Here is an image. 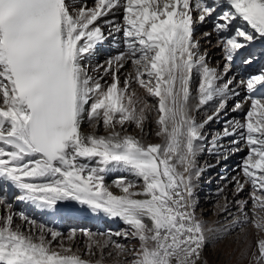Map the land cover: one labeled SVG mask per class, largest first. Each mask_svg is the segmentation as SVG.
Instances as JSON below:
<instances>
[{"label":"snow or ice","instance_id":"6c2138e0","mask_svg":"<svg viewBox=\"0 0 264 264\" xmlns=\"http://www.w3.org/2000/svg\"><path fill=\"white\" fill-rule=\"evenodd\" d=\"M118 12L122 23H99ZM213 19L226 60L222 71L208 64L194 38V25ZM237 21L244 24L235 26ZM109 37L123 50L106 61L104 73L112 80L102 84L103 77L89 74L88 61ZM257 41L264 44V0H94L91 7L0 0V184L10 186L18 202L49 214L88 211L127 226L115 233L81 230L86 254L98 256L93 261L69 254L62 232L9 211L0 217V264H104L114 253L121 258L116 264H208L206 245L230 228L251 223L264 232V96L255 95L264 87V72L238 82L225 79L234 54ZM129 62L133 70L121 86L119 73ZM194 74L200 78L195 105ZM241 87L250 103L245 121H226L205 146L203 128ZM213 101L212 114L198 122L193 111ZM153 109L161 143H145L126 127L143 134ZM85 122L90 132L82 130ZM101 124L106 135L98 134ZM229 136L248 148L239 166L243 179L233 177V183L236 195L251 186L252 215L244 211L249 201L238 200L240 216L216 226L196 214V180L204 171L197 157L207 147L227 159L230 149L221 141ZM113 169L133 179L122 175L107 184ZM4 204L12 209L0 199ZM218 207L228 210L226 203ZM17 215L26 227L14 224ZM76 235L72 230L68 239ZM241 255H248L247 247ZM251 256V264H264V238Z\"/></svg>","mask_w":264,"mask_h":264},{"label":"bare ground","instance_id":"6f19581e","mask_svg":"<svg viewBox=\"0 0 264 264\" xmlns=\"http://www.w3.org/2000/svg\"><path fill=\"white\" fill-rule=\"evenodd\" d=\"M67 2L70 4H75V5L76 4H86L89 7L93 6L92 3H89L88 1H82V0H67ZM99 22H101V24H103L104 19L102 21L100 20ZM207 23H208V21L205 22V27L207 26ZM237 24L243 25L244 22L243 21H237L236 25ZM209 32L212 33L211 36H207L206 38L201 39V41L199 42V50L202 54L203 53L207 54V62L211 67L218 68L217 66L220 65L219 69L222 71L224 66L222 68H221V66H222V64L226 63V60H225V56H224V52H223L222 48L220 46H218V44H217V41H218L217 33L215 32V30L213 31L210 28L206 27L205 31L203 33H201L202 34L201 36H203V34L209 33ZM254 45L261 46L263 50H261L260 52L264 53V44L260 43L259 41L252 44V46L249 48H247V46H246L244 48L239 49L233 56V60L231 61V65H230V71L228 73V76L225 77V79H228L230 77H235L236 81L238 82L241 79L246 80L250 76H254V75H257L261 72H264L261 70L259 71V69H257V66H260V64L264 63V59H263L264 57L260 60L261 62L256 67H253L252 64L258 59V57H253L251 60V63H246V61L242 62V63L236 62V60L238 58V54L240 51L246 50L245 54L249 56V54H251V52L253 51L252 47ZM110 57H113V55H111L109 57H105V58L101 57L102 59H105V61H101L102 59L100 58L95 63V59L93 57H91V59L88 61V64L90 65L89 74L91 76H93V78H95V79H99L100 77H103V79L101 80L102 84L111 83V80H112L111 76L105 75V73H104V67H106V61ZM132 70L133 69H132L130 62H129V64H126L123 69L120 70L119 76H120L121 86H123L125 74L128 72H131ZM194 75H197V81L194 82L192 79L191 89H192V96H193L192 103L195 105L197 102L196 97L198 96V84H199L200 78H199L198 74H194ZM137 91L140 95H145L143 90L139 89L138 86H137ZM237 91L239 92V95H235V96L230 95L228 100H227V106L224 109V111H222L220 113L218 118H214L213 120H211L212 122L209 121L207 124L213 123V122L220 123V124L224 125V126H222L224 129L226 121H241V122L245 121L246 113H247L248 109L250 108V103L247 102V95H243V93L246 92L245 88H243V87L238 88ZM145 98L147 99L149 104H152V105L156 104V100L154 98L147 97V96H145ZM234 102L236 104L238 102L243 103V108L238 109V110L235 109V106L233 108L232 106H233V104H235ZM216 103H218V101L209 102L207 105L200 106L199 109L204 108V107L212 108L211 111H207V113H209V115H211ZM154 110L155 109H153L151 111V113L149 114L150 119H149V122L145 126V132L143 134L140 132L139 129H137L134 132H130L128 130V128L131 125L126 126L128 133L132 134V135H136V136H142L145 143H161L162 139L160 137H157L155 134L157 131V127H156V131L153 130V128L151 127L152 123L155 120L154 116H153L155 114ZM240 111H243V115L239 114ZM195 112H196V110H194L192 114H195ZM195 119L198 122H203L205 120L204 119L202 121H199L197 118H195ZM211 126L215 127V126H221V125L213 123V124H211ZM205 127H208V126H205ZM82 130L85 132L91 131V128L89 127L87 122H85L82 125ZM109 131H110V129H109ZM222 131L223 130H221V132ZM221 132H217L216 129L212 130L211 136H208L209 138L208 137L205 138V140L202 141V144H204L205 146L210 145L211 138L214 135H216L217 133H221ZM147 133L149 134V136L147 135ZM98 134L106 135L107 132L105 130H101L99 128ZM233 139H239V137L238 136H235V137L229 136V137H227L221 141V143L225 147H227V148L231 147V149L229 148L230 151H229L228 156H227V159L228 158L231 159L229 162H227V159H223L219 155L217 156L215 161H211L210 157L213 154L209 153V151L207 150V147H205V150L203 152H201L197 157V162L200 159V162L202 164L200 168H203L204 171L201 173L199 178L196 180V184H197V182H199V180L201 181V179H204L206 177L208 178L209 173L216 172L219 169H221V166L223 167L222 173L220 174V177L217 179V186H215V184H216L215 182H214L215 183L214 184L211 181H206L205 182L206 184L202 186L201 191L207 192V193L209 192V193H211L217 197L220 196L223 204H225V203L227 204V209H231L233 206L236 207L237 206L236 201H238V200H240V201L248 200L250 202L251 198L249 196V194H250L249 192L252 191L251 186L246 185L244 191L241 192L239 195H236L235 186L231 187V183L233 182V177L239 176L241 179H243V176L241 173V168L239 166L242 165L244 158H246V156L248 154L247 153L248 148L246 147L245 143L243 141H241L238 145H234L231 143V141ZM237 149H239V150H237ZM214 159H215V157L212 158V160H214ZM122 175H127L128 179H130V180L133 179V177L131 175H128V173H126L124 170L113 169L111 171V173L106 176L105 182L107 184H112V182L118 176H122ZM230 189H231V191H230ZM112 190L114 192H117V193L119 191L116 188H113ZM204 190H206V191H204ZM11 192L14 193V195L16 196L15 191L12 190L10 186L0 184V199H6L7 196ZM247 193H248L249 197H247V195H246ZM203 198H206V197H203ZM15 203H18V201L16 199H15ZM75 207L79 208L78 205H75ZM252 207H253V205H252ZM0 208H2L3 211L4 210L6 211V213H4V216H6L9 213L7 211V205L0 206ZM15 208L17 211H23L26 215H28L30 217V219H34L36 221V226L43 225V226H46L49 228H55L56 230L59 231V226H58L57 222L58 221L60 222V220H58V219H60L61 215L49 214L47 212L35 209L31 205H28V207L26 209H23V207L21 205H16ZM222 212H225V211H222ZM63 217L65 218L66 223H69V224L76 223L77 225L85 224V225H88L86 227H89V229L94 228L97 231H99L100 233H104V232H102L101 226L106 227L108 225L110 228H113L112 232H114V233L120 232L121 229L123 228V226H126L121 220H119L117 218H108L107 216H104V215H94L88 211H74L72 213H65L63 215ZM15 221H16V218H14V222ZM215 221H216V219H213V221L209 222V224H213ZM17 224L22 226V227H26L24 225V222L22 220H20V218H19V220L16 221L15 225H17ZM215 224H216V226H220V225H226V224L228 225L231 223H224V224L215 223ZM87 229L88 228H84L82 230H87ZM107 229H108V227H106V232L108 231ZM93 231H95V230H93ZM93 231H90V232H93ZM71 232L72 231L68 232L67 234L70 235ZM76 233H77V235L74 237V239H75L74 245H76V249L75 248L72 249L71 253H69V254L79 253L83 256V258L91 259V260L95 261L98 258V256H88L86 254V247H85L86 242H87L86 237L81 234V230L79 232H76ZM65 236L66 235L64 233L63 237H65ZM63 237H62V239H63ZM248 237H250V235ZM248 239H250V238H248ZM59 241H60V239H58L56 242L53 243V248L55 250H60ZM78 241H80V242L78 243ZM77 245H78V247H77ZM243 246L245 247V245H243ZM64 247H68V246H66L64 244ZM236 257H238V258H236L235 264H250V263H241L239 261V255ZM104 264H111V263L104 261ZM112 264H116V263H112Z\"/></svg>","mask_w":264,"mask_h":264},{"label":"rangeland","instance_id":"374dc122","mask_svg":"<svg viewBox=\"0 0 264 264\" xmlns=\"http://www.w3.org/2000/svg\"><path fill=\"white\" fill-rule=\"evenodd\" d=\"M196 76L197 75L193 76L194 82L197 81V79L194 80ZM235 105H236V103L233 104L232 107L234 108ZM203 109H205V111H203ZM211 110H212V108L204 107V108H201L198 111H196L195 114H193V116H194V118H196V115H197V117L199 118V121H202L209 115V113H207V111H211ZM154 113L155 114L153 116H154V119H156L157 118L156 110H154ZM213 123L224 126L220 123H215V122H213ZM213 123H209V124L205 125V126H208V127H205L203 129V135L206 136V137L204 136L205 138H207L208 136H211L210 130L215 129V128H212L214 126H211V124H213ZM151 127L153 128V130L156 131L157 126H156L155 122L152 123ZM215 127H217V126H215ZM100 129L105 130L103 128L102 124L100 126ZM128 130L130 132H134L137 130V128L134 125H131L128 128ZM216 130H217V132H221V131H219V128H216ZM147 135L149 136L148 133H147ZM214 155L217 158V155L213 154L210 157L211 161L216 160V158L214 160H212ZM230 160L231 159L228 158L227 162H229ZM197 164L199 167H201L202 164L200 162V159L198 160ZM222 170H223V167L221 166V169L214 172V174H213V172L209 173L208 178L206 177L204 179H201L202 182L199 180V182H197V184H196V188H195V193H196L195 198L197 201L196 214H197V216L201 217L203 220L207 221L208 223L213 221V219H216L215 223H218V224L219 223L220 224L231 223L235 218H237L240 215V211L238 210L237 206L236 207L233 206L231 209H228L227 212H222V210L218 207V205H223L221 197L220 196L217 197V196H215L209 192L207 193V192L201 191L202 186L206 184L205 183L206 181H211L213 183L215 180L217 181V179L220 177V174L222 173ZM215 186H217V183L215 184ZM234 186L235 185L232 182L231 187H234ZM204 191H206V190H204ZM230 191H231V189H230ZM246 195H247V197L250 196V195L248 196V193ZM203 197H206V198H203ZM252 208L253 207H252V203L250 200L248 206H246L244 211H246L248 213V215L251 216L252 215ZM126 228H127V226H123L121 231L126 230ZM79 230H76V231H79ZM89 231H91V230H89ZM67 233H65V235L67 237L66 236L63 237V244H65L68 247L70 246L71 250L74 248L76 249V245H74L75 239L73 238V239L69 240L68 239L69 235ZM91 233H99V232H97L95 230ZM249 235H250V237H248ZM113 238L116 239L119 243L128 244L129 247H131L133 244L138 245V241H136V240L126 241L122 237H115V236ZM248 238H250V239H248ZM261 238H264V232H260L251 223L245 224L242 227L238 225L236 227L230 228L228 234H220L219 239H215L212 242L208 243L204 249V256L207 259L208 264H235L236 263L235 260H236V258H238L236 256H238V255H239V261L241 263H250L251 264V260H252L251 253L258 251V240ZM79 242L80 241H78V243ZM59 243H60V241H59ZM78 245H77V247H78ZM243 245H245V247L248 248V255L247 256L241 255V249L244 247ZM130 258L131 257H128V259H130ZM120 259L121 258L117 257L114 253V255L112 257L106 258L105 261L112 264V263H116Z\"/></svg>","mask_w":264,"mask_h":264}]
</instances>
